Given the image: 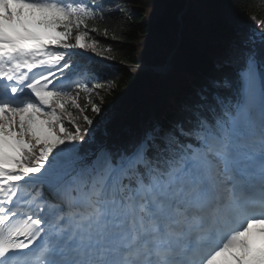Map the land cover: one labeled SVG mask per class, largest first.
<instances>
[{
    "label": "snow or ice",
    "instance_id": "snow-or-ice-1",
    "mask_svg": "<svg viewBox=\"0 0 264 264\" xmlns=\"http://www.w3.org/2000/svg\"><path fill=\"white\" fill-rule=\"evenodd\" d=\"M111 7L0 0V264H264V16L152 0L117 104Z\"/></svg>",
    "mask_w": 264,
    "mask_h": 264
},
{
    "label": "trees",
    "instance_id": "trees-1",
    "mask_svg": "<svg viewBox=\"0 0 264 264\" xmlns=\"http://www.w3.org/2000/svg\"><path fill=\"white\" fill-rule=\"evenodd\" d=\"M112 5L111 19L98 22L101 33L107 28L108 41L113 45L112 52H104V55L112 57L117 62L138 63L141 60L142 45L151 40V26L149 14L152 12V0H107ZM238 18L246 24L252 23L245 13H255L264 16V0H235ZM124 11L121 12L120 9ZM92 22H90V27ZM123 32V35L120 33ZM113 34L116 39H111ZM148 37V40L145 37ZM101 47L105 48L104 37L100 35ZM81 65H91L102 69L104 76L115 77L113 85L116 93L121 94L120 103L132 102L138 92L144 87L143 80L137 75L136 69L122 66H112L95 62L87 57L78 60ZM72 110V109H70ZM89 115H92L89 113Z\"/></svg>",
    "mask_w": 264,
    "mask_h": 264
}]
</instances>
